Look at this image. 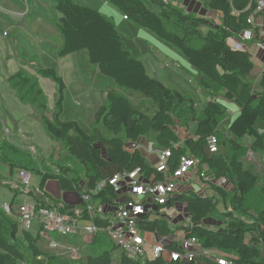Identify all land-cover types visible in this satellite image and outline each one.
<instances>
[{
    "label": "trees",
    "instance_id": "obj_1",
    "mask_svg": "<svg viewBox=\"0 0 264 264\" xmlns=\"http://www.w3.org/2000/svg\"><path fill=\"white\" fill-rule=\"evenodd\" d=\"M52 21L61 43L57 57L64 58L84 50L89 64L99 74L112 80L105 102L98 108L90 130L86 132L75 121L61 119L65 84L52 68H41L30 74L19 68L6 82L15 98L31 108L30 117L37 121L46 135L59 143L64 151L50 165L33 158L29 150L0 139V164L13 170L40 175L38 191H28L36 207L48 208L87 220L84 204L69 205L53 199L44 191L48 180H57L60 191L79 197L104 182L94 195L93 204H114L119 196L108 184L113 176L138 170L146 180H160L161 175L150 165L139 149L130 147L140 139L153 150H170L169 170L175 169L182 155L188 154L206 165L216 180L224 179L225 187L211 186L203 196L192 190L176 195L169 205L183 204L192 223L175 227L163 218H142L139 229L164 239L165 251H178L182 238L194 237L204 249L216 251L233 264H264V69L255 72L249 53L231 48L230 39L258 29L248 23L253 5L249 0H199L203 8L214 12L219 23L193 13H186L178 0H104L134 26L175 47L191 70L203 98L201 110L193 99L172 87L150 78L141 60L125 47L122 36L110 17L73 0H54ZM38 77L55 86L53 109L49 112ZM127 91L128 96L119 93ZM132 99L137 100L136 103ZM232 104L235 118L227 132L219 126L228 118ZM196 130L190 134V125ZM182 129L184 137L177 134ZM215 137L217 151L211 153L208 139ZM251 140L249 147L241 139ZM250 149L261 161V177L244 163ZM17 196L23 191L2 183ZM161 206L157 207L159 210ZM78 210V211H76ZM211 219L213 228L205 221ZM211 221V222H212ZM95 226L105 229L107 222L97 218ZM183 231V237L176 235ZM176 236V237H175ZM69 252H47L40 248L41 231L23 230L17 221L0 208V264H113L117 248L104 231L95 234L88 243L78 235H70ZM57 249V248H56ZM71 249L77 251L74 258ZM118 264H216L202 256L192 261H171L166 253L158 258L130 260L122 253Z\"/></svg>",
    "mask_w": 264,
    "mask_h": 264
},
{
    "label": "crops",
    "instance_id": "obj_2",
    "mask_svg": "<svg viewBox=\"0 0 264 264\" xmlns=\"http://www.w3.org/2000/svg\"><path fill=\"white\" fill-rule=\"evenodd\" d=\"M84 1H86V5H90L95 9H99V11L97 10L98 12L106 15L107 17H110L118 30H120L119 28L121 27L123 31H128V33L132 34L133 27L131 26L134 25H130L131 23L124 19V16H122L115 7L106 3L104 0ZM178 1L181 8L186 13H193L206 18L210 22H214L216 24L219 23L218 15L214 12L204 9L199 0ZM54 6V0H0V86L2 87H0V90L2 91L0 92V103L2 105L1 110L4 112L3 119L12 123H16L17 126H19L20 130L23 131L20 132L22 133V135H31V132L28 130V128H37L39 126V123L30 117L31 108L29 106L21 104L13 94L15 100L19 104L17 105V103H15L9 97L8 93H4V91L6 90L4 84H7L6 79L11 74L15 73L19 68H23L30 74H35V70L44 67L54 69L56 74L63 79L65 84L61 119L63 121L77 122L80 127L86 132L90 130V125L94 121V117L98 108L105 102L106 92L113 87L112 80L99 74L96 67L89 64L86 51L81 50L64 58L57 57V49L61 43V39L54 27V24L52 23V21L56 18L53 12ZM254 22L258 26V31H262L264 33V13L257 15L254 19ZM124 23H126L127 25H125ZM128 33H125L126 36L131 35ZM122 38L125 47L131 52V54L141 60L147 74L146 66L141 57L138 56L141 55V50L138 49V52H136L139 53L138 55L133 54L135 53L134 50L138 48H136V41L131 40L133 38L128 37L126 39L130 41L127 44L123 36ZM233 41H235V39H230L228 41L229 45H231ZM242 46L243 49H245V51L249 53L251 60L254 62L255 72H259L260 70L264 69V35L260 37L258 36L257 38H255V40H252L250 42H243ZM147 51L150 52L151 49H148ZM149 66L152 72L156 71L153 65L149 64ZM149 77L151 78L150 75ZM38 83L44 93L45 98L47 99V108L52 110L55 99L54 84L50 80L41 77H38ZM6 86H8V84ZM50 95L53 98L51 107L48 104ZM201 99L203 102L202 97ZM195 107L197 110H201V108H197L196 104ZM233 108L235 109V107ZM234 109H232L231 111L230 108L228 109V118L231 114L235 113L236 109ZM0 125L1 127L3 126L2 124ZM178 131H180L181 134H178ZM178 131L177 134L180 139L183 138V130L178 129ZM0 139L5 138L0 134ZM6 140L10 142L8 139ZM31 140L32 138H29L26 141L30 142ZM249 145L245 146L249 147ZM25 146H27V148L23 149L30 150L28 145L25 144ZM131 146L139 149L140 152L152 163L155 162L154 154H150L142 150V146L152 147L151 144L147 143L145 139H140L138 142L132 144ZM248 151H250V149ZM5 174L6 167L1 165L0 179L3 184ZM17 174L18 170L15 169L11 171L9 169V175L13 177V179L15 178V183L19 185ZM192 183V180L183 181L181 186L182 190L183 187L186 186L189 187V190H192L197 194L199 191L202 192V188L200 185H198V182L197 184ZM35 188L36 187H33L34 190ZM19 191L21 190L19 189ZM207 193L209 194L210 190H207ZM18 196L19 195L14 196L13 194L12 197H9L5 194L0 193V205L2 203H8L11 205L12 210L15 211L17 207L22 203L34 204V202L29 203L26 200H21L16 204L15 199ZM56 200L69 205L80 204V199L76 204L66 203L60 201L59 199ZM177 208L185 214V207L182 203L177 204ZM10 217L16 221L14 217ZM180 220L181 219H177L172 224L178 226ZM205 223L206 225H213L210 221H205ZM32 230L34 232H37V224L33 225ZM183 234L180 236L179 233H177L176 236L178 238H182ZM79 237L82 238L84 243H88L92 239L91 237ZM50 248L56 249L58 248V246L56 244L55 248ZM150 255L151 254L148 251V259H150Z\"/></svg>",
    "mask_w": 264,
    "mask_h": 264
},
{
    "label": "built area",
    "instance_id": "obj_3",
    "mask_svg": "<svg viewBox=\"0 0 264 264\" xmlns=\"http://www.w3.org/2000/svg\"><path fill=\"white\" fill-rule=\"evenodd\" d=\"M250 5H253L252 14L249 16L248 23L258 29L254 19L257 15L264 13V0H249ZM181 7V6H180ZM124 19H126L124 17ZM262 31H258V36H263ZM255 34L252 30H247L239 35V40L231 43V48L235 50H243L242 43L250 42L254 39ZM178 134H181L178 131ZM208 148L211 153L217 151V141L215 137L208 139ZM144 152L154 154L155 162L152 163V168L161 175L160 180H146L138 170L128 173H121L113 176L108 180V184L113 187L114 192L119 198L114 204H93L92 199L105 185L101 182L97 187L89 193H83L79 199L84 204V214L87 220L80 217H74L67 213H61L55 208H48L49 200L43 198L44 206L36 207L34 204L22 203L15 211L8 203H2L0 208L8 216L16 219L17 223L23 230L29 231L34 224H37L38 229L49 242L50 247L55 248L56 244L53 241L51 234H58L62 237L70 235H79L92 238L100 231H104L110 242L121 249V251L130 260H143L147 258V252H150L149 258H158L164 253L168 255L171 261L189 262L196 256L202 255L216 264H233L231 261L218 255L216 251L202 248L196 238H182L179 243L178 251H165L161 239L155 244H149L143 238L142 232L138 223L142 218L147 217L149 220L163 218L170 224L177 219H181L180 223L185 228H191L192 223L188 215H185L177 208V204L169 205L172 198L179 195L183 191L189 190V187L181 188L183 181L192 180V184L201 186V195H207V190L211 186L225 187L227 182L224 179L216 180L210 174L206 165H200L197 158L182 155L178 164L173 170H169L168 159L170 150H152V147L142 146ZM246 158L253 162L256 161V156L253 152L248 151ZM18 183L20 187L30 186V173L19 170ZM191 184V185H192ZM192 188V187H190ZM38 189L35 191L37 193ZM38 194H41L38 191ZM161 206L159 210L157 207ZM101 219L107 222L105 229L99 228L92 222L93 219ZM85 222V224H83ZM173 225V224H172ZM74 258L78 257L75 249L70 250ZM19 264H25L23 262Z\"/></svg>",
    "mask_w": 264,
    "mask_h": 264
},
{
    "label": "rangeland",
    "instance_id": "obj_4",
    "mask_svg": "<svg viewBox=\"0 0 264 264\" xmlns=\"http://www.w3.org/2000/svg\"><path fill=\"white\" fill-rule=\"evenodd\" d=\"M73 1L80 5L91 7L90 5H86L85 3L86 1L84 0H73ZM143 1L152 10L156 11V9L153 8L146 0H143ZM93 9L96 11L97 10L99 11V9H95V8ZM124 24L127 25L126 23ZM130 25H133V24H130ZM131 27H133L132 34L128 33V31H123L121 27L119 28L120 29L119 31H120V34H122L121 36L124 37V40H126L127 44L130 41L126 39L128 37L133 38L131 40L136 41V45H137L136 48L137 47L138 48L134 50L135 53L133 54L138 55L139 53H136V52H138V49L141 50L140 52L141 55H138V56L141 57L142 61L144 62L146 66L147 75L148 76L150 75L151 78H154V79L156 78V80H158L159 82L172 87L173 89L177 90L180 93L182 92L181 94L189 95L194 100L195 104L197 105V108L198 109L202 108L203 102L200 97L198 88L196 87V84H195L194 71L191 70V68L188 66L187 62L185 61V59L183 58L179 50L167 44L166 42L156 38L154 35H152L151 33H149L148 31L144 29L138 28L136 26H131ZM124 32L131 34V35L126 36ZM148 49H151V51L150 52L147 51ZM149 64L155 67L156 69L155 72H152L150 70ZM6 85L7 84H4V87L6 89L4 93H8L9 97L15 103H17V105H19L18 102L15 100L13 93L9 90L8 86ZM0 92L2 91L0 90ZM119 93L123 96H126V97L128 96L127 91L124 89H119ZM52 100L53 98L50 95L49 102H48L50 107L52 106V102H53ZM218 101L225 103L221 99H218ZM132 102L136 103L137 100L132 99ZM46 104H47V99H46ZM225 104L228 106V108H230V111L234 109L233 108L234 106L232 104H228V103H225ZM1 106L2 105L0 103V124L3 125L2 127L0 125L1 136H3L5 139H8L11 143H13L14 145L22 149L27 148L25 144L28 145V147L30 148L29 151L32 152L30 153L33 155V158L41 162L42 165H45V166L48 165L46 169L55 171L56 168L50 165L49 163L51 162V160L53 162L56 161V159L64 151L63 147L59 143L51 140L46 135V133L44 132L40 124L37 128L35 127L28 128V130L31 132V135L29 136H27L26 134L22 135V133L20 132H23V131L20 130L19 126H17L16 123H12V122H9L3 119L4 112L1 110L2 108ZM48 110L50 112L51 109L48 108ZM235 115H236L235 113L231 114L228 120L219 126V129L223 132H227L228 124L235 118ZM195 128H196L195 123L190 125V132L192 135L195 133ZM29 138H32V140L30 142H27L26 140ZM250 142L251 140L248 138H244L240 140V143L243 145H249ZM255 156H256L255 158L256 161L253 162L252 160L254 159L251 158V161H250L248 160V158H246V155H245L244 163L247 167H251V169H253L254 172L260 176L261 175V166H260L261 161L257 155ZM148 161L150 162V164H152L150 160ZM1 165L2 164H0V166ZM30 176H31L30 186H27L24 188L20 187L17 183H15V180H14L15 178L13 179V177L9 175V167H6V174L4 175V179H3L4 184H9L11 188H19L20 190L23 191V194H19V196L15 199L16 204L17 202L21 200H26L29 203L34 202V198L30 196L29 194H27V192L28 191L35 192L38 189V184L40 182L41 177L40 175L34 172H31ZM33 187H36L35 190L33 189ZM44 191L48 193L53 199L56 198V199H59L60 201L71 203V204H76L79 202V196L77 194L73 192H69V193L61 192L57 180H53V179L48 180L45 184ZM0 193L5 194L9 197H12L13 195L11 189H9L6 186L1 187ZM176 204H179V203H176ZM208 221L211 222L212 220L209 219ZM211 223L213 225L211 224L208 225V226H211V228H213L214 225H217L216 221H212ZM83 224H85V222H83ZM178 225H180V223ZM33 233L35 232L33 231ZM178 233L181 236L183 234V231L179 230ZM51 237L57 244L58 248L51 249L48 240L42 235V238L40 239V242H39L40 248L42 250L47 251V252H53V253L54 252H62V253L69 252L70 246L67 244L69 243L68 238L62 237L58 234H51ZM143 238L146 241H148L149 244H155L161 240V238H159L157 235L147 234V233H144ZM122 253L123 252L119 248H116L113 251V264H118Z\"/></svg>",
    "mask_w": 264,
    "mask_h": 264
}]
</instances>
